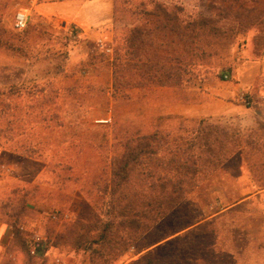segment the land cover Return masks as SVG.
Here are the masks:
<instances>
[{
    "label": "rangeland",
    "instance_id": "374dc122",
    "mask_svg": "<svg viewBox=\"0 0 264 264\" xmlns=\"http://www.w3.org/2000/svg\"><path fill=\"white\" fill-rule=\"evenodd\" d=\"M142 1L120 0L109 28L83 31L37 15L31 0H0V221L13 234L0 264H98L87 243L109 220V203L121 199L108 188L126 143L157 130L185 136L209 119L205 126L247 139L246 161L204 181L114 264H133L181 228L211 231L206 242L224 264H264V78H255L264 19L240 11L237 20L223 8L210 16L216 0H160L215 20L225 32L214 36L219 52L189 85L127 87L115 98L117 33L143 19L131 12ZM20 11L30 14L23 31L14 26ZM228 101L234 106L225 111ZM181 104L185 114L176 112ZM35 234L43 250L33 255Z\"/></svg>",
    "mask_w": 264,
    "mask_h": 264
},
{
    "label": "trees",
    "instance_id": "16d2710c",
    "mask_svg": "<svg viewBox=\"0 0 264 264\" xmlns=\"http://www.w3.org/2000/svg\"><path fill=\"white\" fill-rule=\"evenodd\" d=\"M119 1L115 0V18ZM138 6L131 12L143 19L117 33L112 64L115 98H123L127 87L191 84L219 52L221 44L214 36L225 33L212 18L188 13L184 7L174 9L160 0H143ZM221 8L235 11L237 20L240 11L264 19V0H216L208 8L210 16ZM208 121H200L185 136L157 130L126 143L122 158L112 162L113 182L108 188L113 199L116 195L121 199L109 203V220L102 221L99 234L87 243L93 261L114 264L156 232L204 181L235 161H246L247 139L205 126ZM134 179L138 182L132 185ZM239 201L232 200L233 209ZM210 234L184 228L170 231L133 264H224L213 243L206 242Z\"/></svg>",
    "mask_w": 264,
    "mask_h": 264
},
{
    "label": "crops",
    "instance_id": "0c3cea01",
    "mask_svg": "<svg viewBox=\"0 0 264 264\" xmlns=\"http://www.w3.org/2000/svg\"><path fill=\"white\" fill-rule=\"evenodd\" d=\"M33 11L47 19L62 22L64 26L77 28L83 31L109 28L115 22V0H31ZM28 13V12H27ZM30 15V14H29ZM260 75L264 78V52L257 62ZM225 111H230L234 103H225ZM206 108V106H204ZM186 105L177 106L176 112L185 114ZM11 228L6 221H0V257H8V242L13 239ZM3 257V258H4Z\"/></svg>",
    "mask_w": 264,
    "mask_h": 264
},
{
    "label": "built area",
    "instance_id": "2783aa9c",
    "mask_svg": "<svg viewBox=\"0 0 264 264\" xmlns=\"http://www.w3.org/2000/svg\"><path fill=\"white\" fill-rule=\"evenodd\" d=\"M29 20H30V15L27 13V11H20L15 17V22H14L15 29L18 31L25 30L28 27ZM225 79L228 80L229 76L226 75ZM53 218L54 220L57 221L60 220L59 215H54ZM66 218H68V216L67 217L65 216V219ZM42 250H43V240L39 234H35L33 238V245L31 247V253L33 255H36L40 253Z\"/></svg>",
    "mask_w": 264,
    "mask_h": 264
}]
</instances>
